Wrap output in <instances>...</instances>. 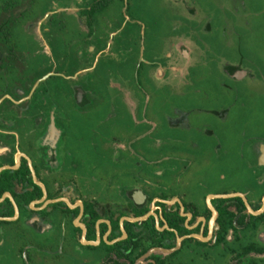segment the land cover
Instances as JSON below:
<instances>
[{"label": "flooded vegetation", "instance_id": "obj_1", "mask_svg": "<svg viewBox=\"0 0 264 264\" xmlns=\"http://www.w3.org/2000/svg\"><path fill=\"white\" fill-rule=\"evenodd\" d=\"M203 1H0V264H264V0Z\"/></svg>", "mask_w": 264, "mask_h": 264}, {"label": "rangeland", "instance_id": "obj_2", "mask_svg": "<svg viewBox=\"0 0 264 264\" xmlns=\"http://www.w3.org/2000/svg\"><path fill=\"white\" fill-rule=\"evenodd\" d=\"M0 1H1V2H2V1H5V2H11V1H16V0H0ZM195 1H196V4H197V3H198V4H200V3H201V4H204V1L201 2L202 0H200V1H199V0H195ZM194 4H195V3H194ZM234 46H235V45H234ZM233 48H234V47H233Z\"/></svg>", "mask_w": 264, "mask_h": 264}]
</instances>
